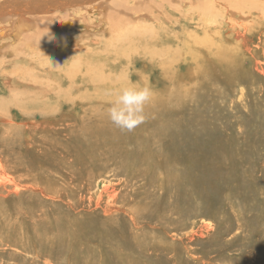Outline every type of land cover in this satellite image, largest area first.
<instances>
[{
    "label": "rangeland",
    "instance_id": "374dc122",
    "mask_svg": "<svg viewBox=\"0 0 264 264\" xmlns=\"http://www.w3.org/2000/svg\"><path fill=\"white\" fill-rule=\"evenodd\" d=\"M203 1L200 41L224 44L223 39L214 42L217 26L242 40L230 45L237 85L232 80L230 87H211L210 98L196 101L200 111L210 114L197 135L192 136L194 126L188 127L192 135L157 137L155 149L165 146L188 164L174 171L169 182L164 171L151 176L144 165L138 178L125 185L121 171L133 165L130 155L138 144L130 145L135 150L130 149L127 158L116 151L105 170L90 173L76 160L79 148L74 140L107 119L108 107L124 87H101L90 101L75 96L60 115L59 92L68 88L53 91L57 87H47L50 84L32 66L14 64L23 47L21 37L0 38V69H6L0 70V159L5 169L0 171V264H264V86L251 84L257 76L253 57L264 70V13L231 23L221 14L225 3L195 2ZM187 22L195 33L196 20ZM91 33L90 27L79 35ZM243 40L249 49L241 45ZM74 46L69 41L64 54ZM202 59L206 63L209 58ZM76 88L79 94L86 89ZM150 88L153 96L145 116H154L160 107L168 112L159 96L171 100L172 94L189 99L204 94L200 87L183 83ZM183 120L185 125L190 121ZM165 123L158 120L157 130ZM79 173L86 174L84 184ZM124 201L132 212H125Z\"/></svg>",
    "mask_w": 264,
    "mask_h": 264
},
{
    "label": "bare ground",
    "instance_id": "6f19581e",
    "mask_svg": "<svg viewBox=\"0 0 264 264\" xmlns=\"http://www.w3.org/2000/svg\"><path fill=\"white\" fill-rule=\"evenodd\" d=\"M23 1L26 0H0V38L11 36L17 39L21 37L23 47L20 48L21 51L17 53L16 58H13L14 64L21 65V68L24 65L32 66L36 75L45 77L44 83L50 84L47 87H57L53 91L68 88V91L59 92L60 106L57 112L60 115L63 113L62 109L65 110L75 96L90 101L93 95L96 98L95 94L99 91L101 93V87H128L133 84H147L149 87H174L183 83L186 87L190 84L200 87L204 92L203 95L193 96L191 99L187 96L178 98L172 94L171 100H165L159 96L160 100L165 101L162 104L168 112H164L163 107H160L154 116H146L145 121L131 132L121 131L107 117L102 124L99 123L91 129L83 130L82 138L74 140L79 148L76 160L86 164L90 173L101 172L107 167L106 164L111 163V157L116 155V151H119L118 155L119 153L126 154L127 158L128 152L135 150L130 148V145L138 144L140 147L133 153L131 152L132 154L130 153L133 165L127 166L126 169L123 167L121 171L127 181L125 185L130 184L129 179L138 178L136 175L144 165L150 168L151 176L164 171V179L168 182L174 179L176 171L186 169L188 165L186 159L174 157L176 154L174 155V152L165 146H163L165 148L160 147L159 150L155 149L154 142L158 141L157 137H162L163 140L167 134L184 137L191 134L188 127L193 128L194 126H196V129H193L195 133L191 135H197L201 121L210 114L202 112L203 110L200 111L196 101L205 102V96L210 98L209 96L213 93H210L211 87H230L232 80L237 82V77L232 76L235 72L234 61H232L234 59L230 55L232 54L230 45L233 43L238 45L242 42L233 34L223 32L221 30L223 26H217L218 35L214 42H221L223 39L224 44L213 46V42L203 44L200 41L198 32H204L200 26H203L202 22L205 20L202 9L205 1L199 4L195 2L197 0H188L191 6L189 8L187 0H97L72 7L63 2L59 3L57 0H36L37 5L22 8ZM215 1L225 3L221 14L224 21L231 23L237 22L241 17V19L251 18L255 13H264V0ZM49 2L50 4H47ZM27 11L31 13H25ZM195 13H199V16L194 15ZM189 14L193 15L189 16ZM195 20L194 33L188 30L187 21ZM90 27L92 28L91 34L79 35L80 30H87ZM51 37L54 39L50 40ZM69 41L75 45L70 48L73 56L71 52L68 56L64 54V51L69 48ZM244 44L243 40L241 45L249 49ZM248 51L250 53V50ZM24 52L27 54L22 55ZM46 57L51 58L52 62ZM202 58L209 59L204 63ZM252 60L255 63L252 68L257 76H253L251 84L256 82V85L264 86V70L259 67L257 57H253ZM76 65H81V70L77 69L79 66L76 68ZM0 70L6 71L5 68ZM115 75H127V78L121 80ZM76 87H79V90L84 87L86 89L84 88L85 91L79 94ZM94 87L98 91L90 93ZM215 96H219V93ZM147 107L148 105L145 106ZM64 117L62 116L58 121H62ZM184 117L190 119L187 125H185L186 122L183 123ZM164 119L166 123L161 130H157V121ZM173 144L175 142L172 146ZM63 147L67 148V144L64 143ZM174 148L176 150L177 147ZM175 152L178 153V151ZM87 156H89L88 160L85 161ZM177 161L179 162L176 163ZM168 163H175V165L167 168ZM1 170L5 169L0 159ZM85 173L81 175L79 173L78 176L83 178L81 182L83 184L86 182V174L89 175ZM91 175L92 180L96 178L93 174ZM18 191L19 189H16V193ZM124 204L125 212H132L131 208L127 207L129 202L124 201ZM134 220L136 224L139 223L138 216ZM83 225L88 229H95L92 224L84 223ZM209 226L206 224L204 228L208 229Z\"/></svg>",
    "mask_w": 264,
    "mask_h": 264
},
{
    "label": "clouds",
    "instance_id": "9594fccd",
    "mask_svg": "<svg viewBox=\"0 0 264 264\" xmlns=\"http://www.w3.org/2000/svg\"><path fill=\"white\" fill-rule=\"evenodd\" d=\"M53 39L51 37L50 40ZM47 59L52 62L51 58ZM152 96L153 91L147 84L121 88L107 109L108 119L121 131H133L145 121V106Z\"/></svg>",
    "mask_w": 264,
    "mask_h": 264
},
{
    "label": "water",
    "instance_id": "95a60500",
    "mask_svg": "<svg viewBox=\"0 0 264 264\" xmlns=\"http://www.w3.org/2000/svg\"><path fill=\"white\" fill-rule=\"evenodd\" d=\"M57 1H58L59 3L63 2V3H65L67 6L72 7V6H78V5H83V4H87V3L95 2V1H97V0H57ZM22 4H23L22 8H24V7L28 6V5H37L38 3H36V0H26V1H23ZM47 4H50V2L47 3ZM25 13H31V12H30V11H27V12H25ZM20 14L22 15L23 13H20ZM18 29H19V28H18V26H17V30H18Z\"/></svg>",
    "mask_w": 264,
    "mask_h": 264
}]
</instances>
